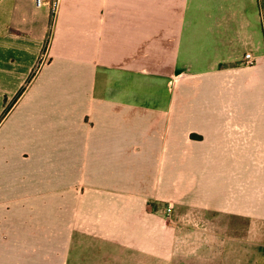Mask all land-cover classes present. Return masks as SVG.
I'll list each match as a JSON object with an SVG mask.
<instances>
[{
  "label": "crops",
  "instance_id": "obj_1",
  "mask_svg": "<svg viewBox=\"0 0 264 264\" xmlns=\"http://www.w3.org/2000/svg\"><path fill=\"white\" fill-rule=\"evenodd\" d=\"M244 1L228 19L204 0H0V264H264V38ZM144 197L173 226L139 216Z\"/></svg>",
  "mask_w": 264,
  "mask_h": 264
},
{
  "label": "rangeland",
  "instance_id": "obj_2",
  "mask_svg": "<svg viewBox=\"0 0 264 264\" xmlns=\"http://www.w3.org/2000/svg\"><path fill=\"white\" fill-rule=\"evenodd\" d=\"M249 1V0H248ZM245 2L244 0H204V4H205V8L204 10L200 11V15H202V13H204L206 16L209 17H213V16H220V17H228L229 18H238V14H239V9L242 7V3ZM260 0H252V4H254V10L256 11V15L254 17L251 18V22H252V29H253V37H257L260 35L263 36L264 38V11L260 12ZM260 13V14H259ZM214 18V17H213ZM109 95V94H108ZM113 116V114L111 116H109L107 122L110 124L113 121L111 120V117ZM0 117H1V113H0ZM1 119V118H0ZM3 127H1L0 129V138L3 134ZM113 153L110 154H104V153H94L92 155H94V158H98V162L101 165V169L106 170L111 168L110 166L113 164ZM125 158H127L128 160V165L130 166L131 172L132 174H134L133 177H136L137 179H141V178H145L147 176V173L145 174V168L144 166H147V155H144V153H136L133 155H125ZM158 157L163 158V164L167 163L170 158H172V156H169L167 154L164 155H159ZM113 167V165H112ZM6 167L4 166H0V177L4 178V172L3 170ZM132 169H134L132 171ZM22 171L21 170H17L16 172H13L14 174H20ZM135 178V179H136ZM87 189V187L82 186V187H77V190H79L80 195H83L84 191ZM135 191H139L138 194L140 195L142 192L141 191V187H137L134 188ZM113 191V188H112ZM145 201H144V208L143 210H141V212L138 214L139 216H141L142 211H146L152 208L155 209H159V211L165 212L164 214V218H163V222L166 223L167 225H171L173 226V203H165V201H161L158 199H155L153 197L151 198H147L144 197ZM95 200H97L93 205L90 203H87L85 205V208L83 211H85L86 213H88V218H86V220H88L90 218L91 213H89L90 208L93 210H96V212H99V210L101 209L103 212H112L113 214V209H115V205L113 203V193L108 197H97ZM122 203L124 204V206H126V201L122 200ZM100 207V209H99ZM170 207V210H168V208ZM183 211H185V209H183ZM186 216L184 219L180 220L178 225L179 228L182 227V229L184 228H189L190 226V211L189 209H187L185 211V215ZM195 222V221H194Z\"/></svg>",
  "mask_w": 264,
  "mask_h": 264
},
{
  "label": "built area",
  "instance_id": "obj_3",
  "mask_svg": "<svg viewBox=\"0 0 264 264\" xmlns=\"http://www.w3.org/2000/svg\"><path fill=\"white\" fill-rule=\"evenodd\" d=\"M33 3H34V5L36 7H40V6L44 5L45 3H47V0H33ZM56 3H57V1H56ZM56 3L55 4H51L53 13H55V10H56V7H57ZM254 61L255 60L251 56L250 53L247 52V53L244 54V65H247V66L252 65L254 63ZM168 210H170V207L168 208Z\"/></svg>",
  "mask_w": 264,
  "mask_h": 264
}]
</instances>
